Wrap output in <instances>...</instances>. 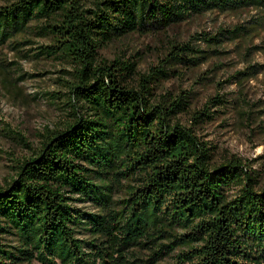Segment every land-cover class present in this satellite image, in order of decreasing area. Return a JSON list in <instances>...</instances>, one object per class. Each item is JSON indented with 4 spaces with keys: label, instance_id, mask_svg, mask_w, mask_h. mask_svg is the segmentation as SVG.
Here are the masks:
<instances>
[{
    "label": "trees",
    "instance_id": "1",
    "mask_svg": "<svg viewBox=\"0 0 264 264\" xmlns=\"http://www.w3.org/2000/svg\"><path fill=\"white\" fill-rule=\"evenodd\" d=\"M1 1L0 47L40 22L49 40L41 53L72 69L62 84L65 120L46 128L40 147L0 186V264H264V187L234 155L216 162L197 135L212 119L208 107L225 100L192 109V90L162 91L245 28L171 41L146 73L136 60L100 56L114 39L207 12L260 10L255 29L264 24V0ZM252 68L234 77L260 70ZM184 113L188 125L178 120ZM80 200L91 208L74 204Z\"/></svg>",
    "mask_w": 264,
    "mask_h": 264
},
{
    "label": "rangeland",
    "instance_id": "2",
    "mask_svg": "<svg viewBox=\"0 0 264 264\" xmlns=\"http://www.w3.org/2000/svg\"><path fill=\"white\" fill-rule=\"evenodd\" d=\"M93 1L81 0L85 7ZM261 13L254 8L207 12L163 31L133 32L114 39L100 50V56L136 60L138 71L146 73L163 58L171 41L185 42L192 35L213 36L243 26L238 38H224L212 46L214 51L205 61L192 69L182 68L162 84V91L192 90V109H202L210 97L224 99L208 107L212 119L197 127V135L213 146L216 162L234 155L254 170L259 187H264V24L250 30ZM36 24L40 22H32L26 32L0 47V186L14 177L17 162L40 147L46 128L53 130L66 118L63 93L67 90L62 84L71 80L68 71L72 68L52 54L41 53L49 40L40 35ZM224 36L229 38V34ZM193 41L211 50L201 40ZM249 66L252 70L260 66V70L238 81L235 73ZM178 120L188 125L189 113L180 114ZM74 204L91 208L82 200Z\"/></svg>",
    "mask_w": 264,
    "mask_h": 264
}]
</instances>
